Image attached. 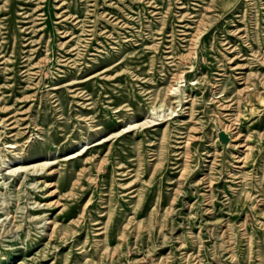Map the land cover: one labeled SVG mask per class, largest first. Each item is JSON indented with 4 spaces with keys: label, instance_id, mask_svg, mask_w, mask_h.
<instances>
[{
    "label": "rangeland",
    "instance_id": "rangeland-1",
    "mask_svg": "<svg viewBox=\"0 0 264 264\" xmlns=\"http://www.w3.org/2000/svg\"><path fill=\"white\" fill-rule=\"evenodd\" d=\"M0 264H264V0H0Z\"/></svg>",
    "mask_w": 264,
    "mask_h": 264
},
{
    "label": "water",
    "instance_id": "water-1",
    "mask_svg": "<svg viewBox=\"0 0 264 264\" xmlns=\"http://www.w3.org/2000/svg\"><path fill=\"white\" fill-rule=\"evenodd\" d=\"M220 138L225 141L228 140L229 136L225 132H220Z\"/></svg>",
    "mask_w": 264,
    "mask_h": 264
},
{
    "label": "bare ground",
    "instance_id": "bare-ground-1",
    "mask_svg": "<svg viewBox=\"0 0 264 264\" xmlns=\"http://www.w3.org/2000/svg\"><path fill=\"white\" fill-rule=\"evenodd\" d=\"M68 15V14H67ZM68 33V32H67ZM189 45V44H188ZM190 46V45H189ZM69 60V59H68ZM15 118V117H14ZM247 146V145H246Z\"/></svg>",
    "mask_w": 264,
    "mask_h": 264
}]
</instances>
